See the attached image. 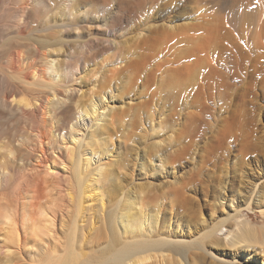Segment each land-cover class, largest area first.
<instances>
[{"label":"rangeland","instance_id":"obj_1","mask_svg":"<svg viewBox=\"0 0 264 264\" xmlns=\"http://www.w3.org/2000/svg\"><path fill=\"white\" fill-rule=\"evenodd\" d=\"M131 1L40 0L34 6L49 28L41 31L36 17L17 35L13 1L0 0V96L7 89L31 109L42 101L47 109L16 110L17 96L14 109L0 107L4 173L33 154L36 127H57L48 166L68 174L65 153L74 148L72 166L91 184L83 204L89 227L125 187L136 191L134 211L154 217L142 233L169 248L137 264H264L258 246L231 242L243 215L258 225L264 219V19L258 31L249 19L230 24L206 0ZM20 42L35 64L13 71L6 58ZM57 99H75V112L59 111ZM85 102L99 122L76 112ZM2 232L5 264L15 251ZM105 233L85 242L87 258L102 259Z\"/></svg>","mask_w":264,"mask_h":264},{"label":"bare ground","instance_id":"obj_2","mask_svg":"<svg viewBox=\"0 0 264 264\" xmlns=\"http://www.w3.org/2000/svg\"><path fill=\"white\" fill-rule=\"evenodd\" d=\"M12 1L13 4L11 6L12 10L10 11L11 15L9 19L11 18L13 20L14 23L11 25V27L13 26L14 28L12 27V31L16 32L17 35L24 34L26 28H28V26L32 24L33 19H35L36 17H38L37 27L41 31L49 28H46V20L44 19L45 17L38 14V9H36L35 7L37 5L34 6L35 3L41 4L40 0ZM206 1L211 2L215 6V8L217 7V10H219V12H222L223 17L225 16L224 18H226L232 25L240 23L243 20L245 21V19H249L251 21L250 23L252 24V26H254L255 30L258 29L259 31V29L263 25L262 21L264 19V0ZM131 2L133 3L132 5H142L144 0H132ZM43 6L44 5H42V7ZM7 20L6 24L8 23ZM44 38L40 39V41L38 40L39 42L36 43H39V47L44 45ZM23 44L24 43L21 44L20 42V44H17L19 46L16 45V47L12 48L7 54V65L13 71L20 67L21 70H24L25 68L22 69V66L24 65V67H26V69L28 70L33 68V63L35 61L33 62L34 59L32 58L31 54L28 53L31 50L29 49L25 53L26 50L23 51V49L26 43L24 45ZM21 45L23 47H20ZM32 45L33 44H31V46ZM115 45L117 44L115 43ZM36 48L34 49L36 50ZM120 48L122 49V47ZM31 74L32 73H30L29 75ZM25 77L24 80L26 79ZM49 80L51 83L52 80ZM2 90L3 92L0 96V107L6 105L9 106L13 102H10L9 100L16 98L17 95L16 93L8 91L7 89ZM23 101L27 100H23L20 98V101L18 102L19 104L15 107V109L20 108L21 111L25 113L33 111L36 114L42 113V116L45 115L47 109H44L43 101V103L40 102L39 104L33 103L32 109L28 107L32 106L30 103H28L29 101H27L26 103H24ZM73 101H69L68 103H66L64 100H58L57 102L60 105L59 111L65 114L66 112L69 113V111H74V107L72 106V104L75 105L77 102L75 101L76 103H74ZM51 102L54 101L52 100ZM21 103L23 105H20ZM54 105H56V103ZM10 107L13 106L10 105ZM27 107L30 109V111L29 109H26ZM20 109L18 110L20 111ZM25 110H27L28 112ZM56 111H58V109ZM76 112L80 115L91 113L99 122L96 106L92 102H85L78 105ZM53 128H55V130H53ZM56 129L57 127H36V132L35 130L34 132L38 139V144L36 148L32 149L34 150L32 151L33 154H31V152L28 153L29 155L26 157L27 161L23 168L19 167V169L18 167H10L11 169H8V171L4 173V170L7 169V164H5L6 162L3 161L0 162V170L2 169L3 171L2 174L0 173V231H3V234L1 236L6 241L10 242V246L12 245L13 247L11 249L15 251L13 253L14 257L9 255L10 257H8L7 259L4 258L5 260L3 261V263L106 264L107 262H110L113 264H121L125 262L127 264H130L129 262H131L132 260L131 264H137V262H145L150 259L152 257L150 252L154 253L153 251H158L161 249H165L164 247H168L167 245L165 246L166 243H162L166 242L165 240L162 241L161 239H150L144 236V234L142 233L143 226L145 224H150L154 220V217L147 213H136L134 211V207L133 205H131V203L135 204V202L137 201L135 199L136 191L132 192L126 189L127 187H125V189L123 188V190H121L120 193L114 197L115 199L114 201H112V204L110 203L107 205L113 206L108 211L107 216H105L104 211H102L100 216L97 217V224H95L96 226L93 228L89 227L90 219H88L89 216L86 215V213L90 208H88V206L86 207V204H83L86 200H88L86 193L91 189L89 187L91 184L85 182L84 174L81 169L72 166V164L74 163L73 161L75 160V153L73 154L74 148L70 147L71 145L69 146L70 148H68L69 151L66 148L67 152L65 153V155L67 154L68 161L71 162V167L68 168V174L65 173L64 167L63 169H61L62 167L60 169H50V167L48 166L49 163L46 159V155H48L49 152L47 153V149L50 146L49 143L51 139L54 140L53 131H56ZM73 147H77L76 144L75 146L73 145ZM50 161L52 160H49V162ZM118 185L114 184V186ZM103 193V191L101 193L99 192L101 198L102 195H104ZM248 207L250 208V205H248ZM94 211L95 216L99 214H97V209ZM242 217L243 219L237 222L238 230L233 233V239L231 240V242L233 243V245L238 246H258L261 251H264V219L262 220V223L258 225L253 224L244 215ZM106 229H108V231H106ZM94 232L97 235L102 232H106L105 234L109 232V240L108 236L106 237V235H104L107 242H109L105 250H103V252L101 253L102 259H97L95 261L87 258L88 254L83 252L85 242L93 238V236L95 235ZM209 234L210 233L207 232L205 237H208Z\"/></svg>","mask_w":264,"mask_h":264}]
</instances>
